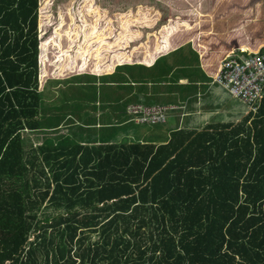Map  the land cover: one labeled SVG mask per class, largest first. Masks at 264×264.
I'll return each instance as SVG.
<instances>
[{"label":"trees","instance_id":"16d2710c","mask_svg":"<svg viewBox=\"0 0 264 264\" xmlns=\"http://www.w3.org/2000/svg\"><path fill=\"white\" fill-rule=\"evenodd\" d=\"M184 3L0 0V264H264V96L237 122L176 128L159 144L72 143L52 126L56 115L42 114L41 51L69 14L100 13L93 22L117 30L139 21L140 40L154 37L159 55L178 25L190 30L168 15L192 11ZM246 3L261 19L264 0ZM237 38L204 62L217 70ZM141 51L147 63L142 42ZM26 130L43 140L37 149L25 146ZM46 202L62 212L42 221Z\"/></svg>","mask_w":264,"mask_h":264},{"label":"crops","instance_id":"0c3cea01","mask_svg":"<svg viewBox=\"0 0 264 264\" xmlns=\"http://www.w3.org/2000/svg\"><path fill=\"white\" fill-rule=\"evenodd\" d=\"M164 2L167 4L176 3L174 0H164ZM96 17H101L100 13L83 11L77 12V14H69L68 18L72 19H69L67 27H61L56 33L52 45L48 49L41 51V55L45 57V65L48 72L45 73L46 79L42 81L41 89L43 107L48 108V110H43L42 114L43 116L56 115L52 126L57 127V130L61 131V136L70 137L72 143L82 144L91 143L90 141H96V143L114 141V135L110 139H104L101 134L97 133L93 136L91 133L88 134L89 132H86V130H92V128L101 131L104 126L113 129L115 132H117L116 129L119 127H124L125 136L135 138V133L132 132L131 127L126 126L140 124H135L131 121L132 116L126 112V109L131 105H142L139 102L145 98L163 99L165 103L149 106L172 107L173 109L168 113L171 114L174 120L178 118V124L167 129L165 138H151L162 137L163 134H159V132L153 133L150 129L138 132L136 138L137 141L141 142H154L156 144L165 142L176 128L185 127L200 130L209 124L238 121L237 119L219 120L220 114L226 115V113H223L225 104L219 105L221 88L211 85V78L214 77L218 70V68L216 70L217 63L204 62L205 49L199 40L195 42L191 38L176 37L178 34L183 33L184 30L185 32L188 31L185 25H178L175 33L166 39L169 50L157 55L158 44L154 37H149L148 39L145 37V41H142L145 38L140 40L139 21L138 24L133 22V33L129 30L130 24H123L121 28H124L125 33L122 34L120 33L121 28L117 30L114 25L107 23L101 25L100 22L94 23L93 20ZM124 17L139 20L140 13L129 12ZM258 28L261 33L254 37L250 36L249 39L248 35H242L243 32H239L237 40L241 43V47L238 48L251 50V46L254 45L252 40L257 42L261 38L263 42L264 21L259 23ZM141 42L143 49L148 48L147 56L145 57L147 58V63L142 61ZM189 46L192 51L189 49L188 53L181 52L182 49ZM77 50L82 53L74 55L77 54L74 52ZM152 52L155 54L154 57H150ZM191 54H197V63L184 65ZM94 66L101 68L99 72L92 70ZM141 66H145L144 68L150 75L149 79L145 78L144 81L135 80L124 72L125 69L130 67L137 68ZM63 69L65 70L63 71ZM193 71L200 74L190 81L188 75ZM102 83L107 86H115L119 89H117L119 95L121 94L122 97L131 100L130 103L126 104L123 113H121V110L112 109L109 106L110 102L104 104L97 101L94 108L98 109L93 108L90 112L79 106V103L83 101L82 99H87L86 95H89L88 85L101 87ZM124 87H130L131 90L124 92L121 90ZM70 89L81 90L75 95ZM115 91L112 90L109 94L112 96ZM90 95L93 96L92 94ZM46 100L55 101L56 103H49ZM72 104H76L74 109L80 110V114L86 119L85 121L73 117L72 112L69 110ZM104 105L103 109L102 106ZM93 112L95 118L92 117ZM105 113L113 117V121L106 117ZM71 116L74 120H72ZM123 116L124 119H122ZM104 120L107 121V124L102 123ZM115 122L119 123V126L111 127L112 123ZM92 137L94 139H91Z\"/></svg>","mask_w":264,"mask_h":264},{"label":"rangeland","instance_id":"374dc122","mask_svg":"<svg viewBox=\"0 0 264 264\" xmlns=\"http://www.w3.org/2000/svg\"><path fill=\"white\" fill-rule=\"evenodd\" d=\"M176 2V0H174ZM182 1V0H181ZM186 5L190 7V12H181L172 10L170 15L171 17L181 18L186 24L190 26V30L183 31V33L178 34L176 37H184V38H191L194 39L195 42L197 40L200 41L201 45L205 49V51H215L218 49H221V45L225 42L229 41V37H237L239 36V32H243L242 35L246 34L248 35V39L250 36H257L261 33L260 29L258 28L259 23L264 21V12L262 11L261 19H256L255 21H251L249 17V9H247V3L245 0H204L203 1V12L201 13L198 7H195L196 3H199L200 0H184ZM178 5V4H174ZM264 5V4H263ZM202 15L201 17L198 15ZM264 29V28H263ZM241 37V36H240ZM243 37V38H247ZM255 40H252V43L255 44ZM189 49L191 50V47H186L182 49V53H188ZM192 51V50H191ZM197 63V54H191L189 55V60L184 64H193ZM145 66L137 67V68H128L125 69L124 72L130 76H132L135 80H142L144 81L145 78H150L149 73H147ZM182 73V72H181ZM183 74V73H182ZM200 73L193 71L188 75V78L190 81L194 80L196 75ZM94 80V79H93ZM153 80V79H152ZM104 82V81H102ZM126 86V85H125ZM62 88V87H61ZM88 94L86 95L87 99H82L83 101L79 103V106L83 107L85 111L90 112L93 110L95 103L98 101L99 103L106 104L107 102H110L109 106L113 109L121 110V113L124 112V108L126 104L130 103L131 100L129 98H124L122 95H119V92L117 91L118 88L115 86H107L102 83L101 87H97L96 85H88ZM216 89V88H215ZM219 89V88H218ZM72 92L76 95L78 92H80L81 89H70ZM116 90L114 94L111 96L109 94L110 91ZM119 90V89H118ZM122 91L131 90L130 87H124L121 89ZM221 99L219 102V105L225 104V111L220 114L219 120H232L237 119L241 120L244 116L247 115L249 112V108L244 105L241 101L235 100L230 98L226 92H224L221 89ZM98 93V95H97ZM92 94L93 96H91ZM107 94V96H106ZM109 95V96H108ZM109 97V98H108ZM49 103H56L55 101H48ZM142 105H156V104H163L165 101L161 98H145L141 102H139ZM48 104V103H47ZM76 104H72L70 107V112H72L73 117L76 119H80L81 121H85L86 119L82 117V114H80V110L74 109V106ZM105 105L102 106L104 109ZM98 109V108H94ZM55 112V111H54ZM78 112V113H76ZM126 112H128V109H126ZM56 113V112H55ZM106 117H108L111 121H113V117L106 114ZM228 116V118H226ZM72 117V116H71ZM72 117V120L74 118ZM92 117L95 118V114L93 112ZM124 119V116L123 118ZM118 121V120H117ZM91 122V121H90ZM71 123V121H70ZM103 124H107V121H102ZM81 125L80 123H78ZM119 123L115 122L112 123L111 127H117ZM178 124V118L174 120L171 117L170 113H167L166 122L164 123H152V124H140V125H134L130 124L126 127H131L132 132L135 133V138L132 136H125V132L123 128L116 129L115 132L113 129L102 127L101 131L96 130L95 128H92V130H86V132H89L88 134H94L96 135L101 134L104 139H110L114 135V141L109 142H131V141H137L136 135L138 132H141L143 130L150 129L151 132H159V134H163L162 137H151V138H165L166 132L168 128H172V126H176ZM37 133L30 132L26 130L25 133V146L28 147V150L30 148L37 149L39 146L42 145L43 140L36 135ZM149 138V137H148ZM91 139H94L92 137ZM59 212H62V210H56L52 205H50V202H46L40 211H38V218L39 220H44L46 218H54L59 215ZM90 241L94 242L97 240V235L90 233ZM33 237H30V240H32ZM102 264V263H101ZM103 264H106V262H103Z\"/></svg>","mask_w":264,"mask_h":264},{"label":"built area","instance_id":"2783aa9c","mask_svg":"<svg viewBox=\"0 0 264 264\" xmlns=\"http://www.w3.org/2000/svg\"><path fill=\"white\" fill-rule=\"evenodd\" d=\"M211 85L218 86L235 100L256 112L264 96V39L256 51L238 48L227 52L220 60ZM172 107L131 105L128 114L135 124L164 123Z\"/></svg>","mask_w":264,"mask_h":264},{"label":"bare ground","instance_id":"6f19581e","mask_svg":"<svg viewBox=\"0 0 264 264\" xmlns=\"http://www.w3.org/2000/svg\"><path fill=\"white\" fill-rule=\"evenodd\" d=\"M179 109V108H178Z\"/></svg>","mask_w":264,"mask_h":264}]
</instances>
